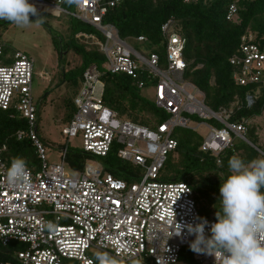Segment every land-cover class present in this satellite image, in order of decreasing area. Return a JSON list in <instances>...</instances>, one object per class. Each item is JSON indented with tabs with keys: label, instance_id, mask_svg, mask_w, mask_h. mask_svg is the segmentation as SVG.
I'll use <instances>...</instances> for the list:
<instances>
[{
	"label": "built area",
	"instance_id": "built-area-1",
	"mask_svg": "<svg viewBox=\"0 0 264 264\" xmlns=\"http://www.w3.org/2000/svg\"><path fill=\"white\" fill-rule=\"evenodd\" d=\"M29 1L39 13L53 9L94 27L102 37L87 32L77 37L92 39L100 47L108 63L106 72L131 76L140 87L154 80L155 103L169 117L157 129L120 119L104 104L103 71L92 64L83 74L75 112L63 133L68 137L81 135L83 152L91 155V160L106 157L116 146L119 159L143 170L131 181L105 171L102 164L90 162L77 170L66 160L68 146L61 149L59 163H50L38 135L34 59L17 50L10 63H3L5 44L0 39V108L17 111L26 119L28 128L19 130L18 137L30 138L41 160L38 168L27 165L30 187H11L7 182L11 163L4 157L7 146H0V240L4 245L11 241L28 245L27 250L16 252L13 264H62L65 260L93 264L97 251L142 264H178L182 252L187 251L198 264H221L219 257L192 251L196 236L187 227L204 218L209 222L205 236L210 237L211 224L217 220L202 216L187 182L163 180L160 174L177 148L178 141L172 136L177 127L196 131L199 125H206L210 130L199 151L217 160L226 150L234 149L236 138L249 142L247 120L234 121L232 117L243 102L253 105L264 90V50L255 42V34L242 36L230 63L237 84L256 87L245 93L242 102L238 98L215 111L206 104L204 92L184 77L186 39L178 32L175 18L161 26L166 41L162 65L158 53L136 49L114 24L104 22L108 9L122 0H82L80 6L75 5L77 11L65 7L67 0ZM239 1L230 0L227 20L238 18ZM134 40L143 43L146 37ZM192 116L197 118L195 124ZM68 165L75 176L67 172Z\"/></svg>",
	"mask_w": 264,
	"mask_h": 264
},
{
	"label": "trees",
	"instance_id": "trees-1",
	"mask_svg": "<svg viewBox=\"0 0 264 264\" xmlns=\"http://www.w3.org/2000/svg\"><path fill=\"white\" fill-rule=\"evenodd\" d=\"M229 2L230 0H122L108 9L104 22L114 24L119 29L121 37L131 44L136 42L134 38L145 36L146 41L140 43V47L147 54L158 53L163 65L166 41L162 36L161 26L170 18H175L178 21V32L186 39L184 58L188 65L184 77L204 92L205 102L210 108L220 111L229 107L238 98L242 102L245 93L256 87L240 86L233 79L234 66L230 63V58L239 47L242 36L253 32L256 36L255 42L264 50V0H240L238 18L233 21L226 18ZM80 32L98 31L79 21V25L73 31V39L78 38L77 34ZM99 36L102 37L100 33ZM68 47H72L71 42ZM74 49L82 54L83 65L66 72L65 76L78 70L83 78L85 70L90 65L97 64L100 67V62L105 59L96 44L74 46ZM6 51L5 45L4 54ZM11 57L6 56L3 63H10ZM102 80L105 84L104 104L117 112L120 119L157 129L169 117L165 110L157 107L154 99L149 100L141 94L140 88L143 87H140L138 81L131 76L103 71ZM153 83L154 80L147 81L145 87ZM75 109L76 106L72 108L73 114ZM263 113L264 90H261L253 105L246 106L243 102V106L236 108L232 120H247V138L264 151V146L259 143L256 127L250 124ZM27 128L28 123L19 112L0 108V146H7L4 157L10 163L13 158L20 157L27 165L38 168L41 166V160L34 143L28 137H18V131ZM172 136L178 141L177 148L169 154L162 169L165 172L161 171L160 178L187 182L194 190L202 216L217 220L216 212L221 207L220 187L222 181L230 174L229 159L236 155L248 163L260 158L261 154L249 142L244 146H239L235 142L234 149L226 150L220 160H217L199 151L203 137L197 131L177 127ZM116 148L115 146L106 157H101L103 159L100 162L105 171H111L116 177L131 181L140 173V169L133 168L131 163L119 159ZM91 157L83 151L69 150L66 160L72 167L80 170L91 160ZM172 161L174 171L169 173L167 171L172 167ZM203 165L209 167L203 168ZM219 165L221 168L218 167ZM27 249L28 245L21 241H11L4 245L0 240V264H13L16 261V252ZM179 262L198 264L187 251L182 252ZM62 264L80 263L76 260H65ZM123 264H142V262L133 260Z\"/></svg>",
	"mask_w": 264,
	"mask_h": 264
},
{
	"label": "rangeland",
	"instance_id": "rangeland-1",
	"mask_svg": "<svg viewBox=\"0 0 264 264\" xmlns=\"http://www.w3.org/2000/svg\"><path fill=\"white\" fill-rule=\"evenodd\" d=\"M65 7L71 11H77L75 5L67 3ZM39 15L43 17V23H35L38 17L30 18L32 23L25 27H18L7 20L0 19V39L6 45L5 57L13 56L14 50H19L34 59L33 98L38 110V135L44 144L48 162L59 163L62 148L68 146L69 150L83 151L81 135L68 137L63 133V129L68 125L73 114L72 108L76 106L74 104L82 88V76L78 70L72 73L73 75L67 74L65 76V74L83 65L82 54L78 53L74 46L82 47L84 44L94 45V43H92V39H73V31L79 25L78 19L53 9H45ZM93 33L99 35V32ZM101 39L104 41L103 38ZM70 42L72 43L71 48L68 47ZM132 45L144 52L140 43L132 42ZM107 66L106 59L100 62L102 71H105ZM140 91L149 100L155 98L154 86L140 88ZM192 120V124H195L196 116H192ZM250 124L256 127L259 143L264 146V113L253 119ZM209 130L206 125L201 124L196 131L204 139ZM235 142L239 146H244L247 143L239 138H236ZM259 153L261 154L260 158H264V151H259ZM102 159L97 157L87 163L91 162L101 166L100 161ZM171 166L167 171L169 173L174 171L173 161ZM204 167L208 168L209 165H203ZM218 167L221 168V165ZM133 168L138 167L134 166ZM139 169L143 170L142 168ZM66 170L71 176L76 175V172L69 165L66 166ZM215 171L219 172L218 170ZM178 264L185 263L180 262Z\"/></svg>",
	"mask_w": 264,
	"mask_h": 264
},
{
	"label": "clouds",
	"instance_id": "clouds-1",
	"mask_svg": "<svg viewBox=\"0 0 264 264\" xmlns=\"http://www.w3.org/2000/svg\"><path fill=\"white\" fill-rule=\"evenodd\" d=\"M69 5L80 6L82 0H67ZM30 16H37L35 23H43L35 5L29 0H0V19L18 27L29 26ZM229 175L220 187V209L217 222L211 224L210 237L205 236L209 223L201 218L197 224L187 225L196 236L192 251L219 257L221 264H264V158L245 163L233 155L228 161ZM9 186L27 189L31 181L26 161L15 157L7 168ZM50 229L54 225L49 223ZM179 231H176L179 234ZM93 264H123V258L107 251L94 253Z\"/></svg>",
	"mask_w": 264,
	"mask_h": 264
},
{
	"label": "water",
	"instance_id": "water-1",
	"mask_svg": "<svg viewBox=\"0 0 264 264\" xmlns=\"http://www.w3.org/2000/svg\"><path fill=\"white\" fill-rule=\"evenodd\" d=\"M249 143L253 146V147H255L258 151H261V152H263L261 149H259L255 144H253L251 141H249Z\"/></svg>",
	"mask_w": 264,
	"mask_h": 264
}]
</instances>
